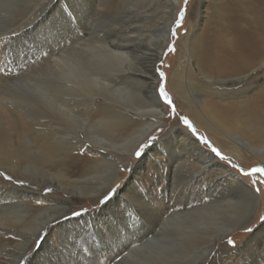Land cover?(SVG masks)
<instances>
[{
  "label": "bare ground",
  "instance_id": "1",
  "mask_svg": "<svg viewBox=\"0 0 264 264\" xmlns=\"http://www.w3.org/2000/svg\"><path fill=\"white\" fill-rule=\"evenodd\" d=\"M5 1L7 0H0V7ZM54 1L48 0L43 5L45 0H40L39 4L29 7L25 10V16L15 22L13 27L8 25L9 27L0 36V48L8 50L7 55L12 54V51L25 50L27 46H24V43L39 42L34 47L35 55L40 56L37 62L28 64L24 68L25 70L21 76L0 79V169L5 170L17 182L19 180L28 182L31 178L32 181H37L40 184L43 182L53 183L55 186L65 189L63 191L72 190L82 195H97L118 181V166L125 164L131 158L155 128L165 124L163 116L166 113V106L154 86L157 79L154 73V65L162 51V44L168 39L167 35L174 16L163 21V26L156 34L160 45L155 44V52L142 45L146 33L143 32L142 27L139 28L137 24L135 25L138 28L131 27L132 24L122 25L119 21L116 22V25L114 24L115 27L118 26L117 29L113 30L114 32L107 31L105 35H95L94 39L87 41L88 43L86 46L84 45L83 49L77 50L76 53H72L66 58L64 54L67 51H65L64 42H75L84 38L80 33L76 34L78 18L86 24L85 21L93 15L95 8L93 6L88 7V3L83 4L85 0H56V3ZM88 1L91 2L92 0ZM132 1L118 0V3L114 4L113 0H108V3L111 7L116 5L115 13L128 14L131 12L132 15H136L131 10ZM172 1L167 0V7L170 6V9ZM138 2L141 3L140 0ZM49 4H52V6L47 9ZM143 6L135 7V10L140 12L142 9L149 8L150 4H143ZM66 9L68 10L66 13L71 16L72 11H74L75 23L67 20L66 14H64ZM79 10V13L75 12ZM26 15L28 17L34 15V17L29 19L26 18ZM135 23L138 22L135 20ZM183 46L184 52L179 54L177 64L170 72L171 75L169 74L170 88L180 100L183 109L185 108L196 125L205 130L207 135L221 149L236 158H244L243 154H239V151L232 148V146L226 145L220 137L234 135L244 141L256 153L257 158L264 163V0H245L243 9H239V11L233 9L229 14L223 15L219 20L209 24L202 33L186 37ZM2 56H0V60ZM191 61L195 65L196 80L193 79L195 75L192 76L191 74ZM35 74L41 77H52V84L42 85V88H35L34 90L31 89V95H21L22 92L20 95L14 92L11 93L9 83L18 81V79L26 78L28 80L29 78L30 80V76L32 79L36 76ZM200 76L210 81L217 77L219 82L215 83V87H208L201 83ZM227 78L231 80L229 83L223 81ZM117 80L120 85L115 83ZM22 84H25V82ZM216 84L221 88L217 87ZM227 85H231L230 88L233 89H230ZM254 85H258V87L249 96L237 99L238 97L229 95L234 94V89L238 90L237 92H244ZM131 87H135L138 93L127 90ZM191 92H201L202 98L197 104H191ZM96 96H102L106 103L102 104L101 107L100 105L97 106L94 100ZM113 102L122 108L134 111L135 117L128 112L114 109V113H112L111 103ZM2 103L20 104L26 106V110L14 112L10 108L1 105ZM77 107H80V109L78 110ZM118 114L121 117L116 116ZM77 131L83 132L88 140L96 143L97 147L99 146L101 149L95 148V155H89L88 153L80 155L76 151L81 144L80 135ZM175 146L176 148H174ZM110 149L115 150L119 156L114 155L113 152L110 153L108 151ZM195 149L199 150L200 148L190 142L189 135L186 132L178 129L176 131L170 130L165 137L154 142L143 154L132 173L142 169L145 160L153 153V156L158 154L166 156L169 173L175 175V159L182 158L186 161L188 154H195ZM179 152H182L183 156ZM115 157L117 164L113 162ZM208 164L209 166H219L213 158L210 159ZM154 166H157V162H154ZM193 166L192 169L196 173H201L204 169L203 165L196 166L193 164ZM229 171L231 177L238 180L241 186L247 189L245 191L248 192L251 198L248 199L249 201H246L245 198L243 202L239 201L240 203L235 204L233 202V204H227L230 201L226 202L222 212L226 211L224 217L227 216V223L225 226L223 225V228L219 227L215 231H210L212 233L211 238L206 242V245H204L205 240L202 239L205 235V229H192L194 232H189L187 231L189 228L182 225L183 230L177 234L183 238L179 242L181 245L183 243L187 245L190 243H197V245L200 244L199 242L204 243L203 246H199L200 248L203 247V252L186 257L185 262L182 261L183 264H196V260L208 252L218 240H221L225 235L241 227L249 220L253 208V199L257 195L245 180L239 178L235 172ZM128 180L129 185L126 180L124 188L118 189L116 194L102 208L87 215L91 225H95L99 232L98 241L101 244L94 250L95 253L101 251V253L104 252V254L112 256L114 253L111 252H114L116 245L121 244L125 252L130 251L133 247H131V240L134 238H131L130 234L123 236L119 233L121 228H125L122 224H120V229L113 234L112 238L108 237L110 228L115 227L113 218L117 215L116 211L113 218L106 215L102 217L104 211L108 209L107 211L112 212L115 204L120 201H131L133 196L139 197L135 192L131 197L129 195V192L137 188L136 185L138 184L135 183L137 178L131 177ZM91 182H94V184L92 185ZM85 188L87 190H84ZM3 189L0 190V199L4 198L14 205L0 212V227L6 230L22 227L21 231L23 232L21 233L27 235V238L24 239V243H16L19 249H23L29 237L37 238L43 229H51L49 225L55 218L65 215L63 204L66 205L67 202L50 198L54 202L53 205L39 206V201L32 198L34 193L30 190H24L22 186L10 185ZM173 189H177V186L171 184L168 194ZM182 194L187 196L186 193ZM154 198L156 197L151 196L149 202H145L150 215H154L157 212L156 208H158L155 206ZM171 198L173 196L170 194L169 199ZM199 217L203 218L205 216ZM68 220H61L59 224H63ZM64 229L62 227L60 230L66 231ZM142 229L144 233H148L151 227L147 226V228ZM207 235L209 236V234ZM58 237L61 249L69 252L68 246L67 249L63 248L67 244L64 241L66 239L63 238V233H60ZM111 240L114 241L113 244H111ZM248 241L250 242V240ZM249 242H245V250L251 249L252 245L248 244ZM165 246L163 244L162 247ZM161 252V250L148 253L145 251L141 257L135 259L144 257L142 259V261L145 260L144 264H169L177 257L176 253L161 255ZM18 259L19 257L14 258L11 264H16ZM257 263L255 262V264Z\"/></svg>",
  "mask_w": 264,
  "mask_h": 264
},
{
  "label": "rangeland",
  "instance_id": "2",
  "mask_svg": "<svg viewBox=\"0 0 264 264\" xmlns=\"http://www.w3.org/2000/svg\"><path fill=\"white\" fill-rule=\"evenodd\" d=\"M47 1L48 0H45V3H43V5L46 4ZM140 2L141 3H139L138 0L132 1L131 10L134 11L136 14V15L134 14L132 15L131 12H129L128 14L115 13L116 5L114 4H117L118 0L116 1L113 0L114 8L111 7V5H109L108 0H92L91 2L85 0V3L83 4L88 3V7L93 6V8H95L94 9L95 11L92 13L93 15L90 16L85 21L86 24L84 22L82 23V19L78 18V24H77L78 30L76 31V34L80 33V35L84 36V38L82 40H77L75 42H69V41L64 42L65 43L64 48H66L65 51H67L64 54V56L65 57L69 56L72 53H76L77 50L83 49L84 45L86 46L87 43L89 42L88 40L94 39L95 35L97 36L102 34L105 35L107 31L108 32L110 31V33L114 32L113 30L117 29L118 27V26L115 27L114 24L116 25V22L119 21L122 23V25L132 24L131 27H135V28L137 26L139 28L142 27V29H144L143 32H146L143 39L144 41L142 40V45L144 47L146 46L147 48L149 47L151 50L155 52L156 45L158 44L160 45L158 35L156 36V34L163 26V21H166L168 17L174 16L173 23L167 35L168 39H166V41L162 44V51L160 53L157 62L154 65V73L156 74L157 77L154 86L159 94L160 99L166 106V113L163 116V120L165 124L163 126L155 128L147 137V139L141 144L143 145V147L142 148L139 147L136 150L141 152L140 156H136L135 155L136 151H135L131 156V158L127 162H125V164H121L119 166L117 165L118 166L117 171L119 177L118 181L115 184H113L111 187H108L103 192L97 195H86V194L82 195L81 193L78 194L77 192H74L72 190L63 191L65 189L57 187L53 183L43 182L40 184L37 181H32L31 178L29 179L28 182H25L23 180H19L17 182L16 180H13V177L8 175L5 170L0 169V173H2V175H0V190L10 185L22 186L24 190H30L34 193L32 198H36L37 201H39V206L47 205V204L53 205L54 202L50 198H56L64 202H67L66 205L63 204V206L65 207L64 209L65 215H61L59 218H55L53 222L49 225L51 229L49 228L43 229L39 233L37 238L29 237V240L25 242L23 249H19V247L16 245V243L17 244L24 243V239L27 238V235L21 233L23 232L21 231L22 227H18L19 229L11 228L7 230L1 229L2 227H0V264H11L14 258L16 259L18 257L19 259L16 264H58V263L59 264H67V263L68 264H87V263L88 264H117V263L134 264L135 262L138 261L139 262L137 264H144L145 260L142 261L144 257L142 259H135V258L141 257L145 251L146 253H148L150 251H159V250L162 251L161 255H165V253L177 254L175 260L170 261L169 264H183V262H185V259H187L188 257L203 252L202 250L203 247L202 248L200 247L203 246L204 243L199 242L200 244L198 245L197 243L196 244L190 243L188 245L183 243L184 245L183 244L181 245V243L179 242L181 241V239L183 240V238L179 237V235L177 234L183 230L182 225L187 226L189 228L187 231L189 232H194V230L205 229V235H203L202 239L205 240L204 245H206V242L211 238L212 233L210 231H215L219 227L223 228V225L225 226V224L227 223L226 221L227 216L224 217L226 211L222 212L223 210L222 208H224L226 202L230 201L227 204L229 203L235 204L238 203L239 201L243 202L245 198L246 201H249L248 199L251 198L248 192L245 191L247 189L244 186H241V183L238 180L233 179L231 177V175L229 174L230 172L229 170L235 172V174L239 178L245 180V182H247V184L253 190L255 195H257L256 198L253 197L254 198L252 204L253 208L251 210L249 220L241 227H238L234 231L225 235V237H223L221 240H218L215 243V245L211 249H209L208 252L203 254L204 256L201 255L200 258L196 260V264H255V262L257 263L258 261L259 262L257 264H264V220L260 219L262 216H264V173L252 171L253 168H258V167L264 168V163H262L257 158L256 153L252 151L244 141H242L238 137L236 138V136L234 135H232L231 137L230 136L229 137L220 136V137L221 140L224 141L226 145L230 147L232 146V148H235V150L239 151V154H243L244 158H240V157L236 158L230 153H227L226 151L221 149L219 145H217V143L209 135H207L205 130H203L201 127L196 125V123L189 117L187 111L185 110V108L183 109V107L180 104V100L174 94L173 90L170 88L169 85V78L171 75L170 72L176 66L179 54L181 52H184L183 42L186 39V37L195 36L198 35L199 33H202L206 29V27L209 26V24L219 20L223 15L229 14L231 11H233V9H237L238 11L239 9H243V7L245 6V0H187V4L184 3V0H173L171 3V9L170 6L167 7L168 4L167 0H140ZM39 3L40 0L5 1L2 4V7H0V36L2 33H4V30L6 31L7 27L9 26L13 27L15 22H17L21 17L25 16L26 9L33 6L34 4L37 5ZM54 3H56V0L54 1ZM142 3L150 4L149 8H146L144 10L142 9L143 12L142 11L137 12L135 10L136 8H138L139 6L144 7ZM51 6L52 4L47 5V9H49L48 7ZM181 9H184L182 20L180 19ZM70 11L72 10L70 9ZM66 12H68L67 9L64 13L66 14L65 16L67 20L71 21V23H75L74 15H73L74 11H72V16ZM75 12L79 13L80 10ZM96 16L99 18H97ZM27 17L28 16L26 15V18ZM33 17L34 15L28 18L32 19ZM134 19L138 23H135ZM135 24H137V26ZM37 44H39V42L24 43V46H27L25 47L27 51L26 49L25 50L22 49L17 52L12 51V54L10 53L9 55H7L8 50L6 51L0 48V56H2V53L4 51L3 56L0 60V79L17 78L21 76L22 72H24L25 70L24 68L27 67L28 64H33L37 62L40 59V56L35 55L36 53H35L34 45ZM191 62L193 63V61ZM192 63L190 66L191 74L192 76L195 75L193 76L194 77L193 79L196 80L197 75H196L195 65L194 63L193 64ZM160 73H163V76H161ZM200 78L202 79L201 83L207 85L208 87H215L214 86L215 83L219 82L217 77H216L217 79L213 78L211 79V81L209 79L208 80H205V78L203 79L202 76H200ZM26 80H27L26 78L18 79V81H13L12 83H9L11 85L10 87L11 93L14 92L20 95V93L22 92L21 95H28V94L31 95L30 93H32V90H34L35 88H42L43 86H46V84L47 85L52 84L53 79L50 76L41 77L39 75H36L32 79L30 76V80L28 78L27 81L29 83ZM34 80H36L35 81L36 83L34 82ZM223 81H226L225 83H229V81L231 80L227 78ZM24 82L25 84H22ZM220 82L222 83L221 80ZM115 83L119 84L118 80L115 81ZM161 84L164 85V89L168 93V96L171 98L172 104H169L168 101L163 96L160 95L159 88ZM230 86L231 85H227V87L229 88ZM217 87L219 86L217 85ZM244 87H246V85H244ZM257 87L258 85L251 86L249 90L247 89L244 91L245 93L243 91L237 92L238 90L236 91V89H234L236 93L234 92V94L231 93L229 95H232L236 98L238 97L237 99H240L241 97L243 98L253 94V92L257 89ZM127 90L134 93H138L135 87H131V89H127ZM190 94H191L190 95L191 104H197L202 98L201 92L199 93L191 92ZM94 100L96 101L95 104L97 106L100 105V107L102 104L106 103V100L102 96H96L94 97ZM1 105L10 108L14 112L15 111L23 112L26 110V106L16 103H6V104L2 103ZM111 107H112V113H114L113 111L114 109L116 111L128 112L133 117H135L134 111H132L131 109L122 108L117 103L114 102L111 103ZM77 109L79 110L80 107H77ZM81 111H83V109H81ZM116 116L121 117L119 114ZM185 117L191 122L192 127H189L187 124L184 123ZM176 129L186 132L189 135L190 142L193 143L195 146L198 145V147L201 150L195 149V154L193 155L188 154V158H187L188 161L187 159L185 161L182 158H178V160L176 158L175 175L169 173L168 163L166 160L167 157L159 154L153 156L152 155L153 153L151 154V156L149 155V157L145 160L142 169H139L135 173H132V171L135 168V165L139 162L143 154L153 145V143L165 137L166 134H168V131L170 130L176 131ZM193 129H195V131H193ZM77 132L80 135L79 137L81 140V144L76 151L80 155H84L86 153H88L89 155L90 154L95 155L94 152L95 148L97 149L99 148V146L97 147L96 143H93L92 141L88 140L85 137V135H83L84 134L83 132L80 131ZM174 148H176V146ZM213 148L218 149L224 158L217 156L212 151ZM108 151L110 153L113 152L114 155L119 156V154L115 152V150L110 149ZM181 153L182 152H179V154L183 156V153L182 154ZM212 158L217 163V165L219 164V166H209L208 163ZM199 159H201L202 161H200ZM116 160L117 159L115 157L113 159V162L117 164ZM159 161L160 163H158ZM154 162H157L156 167L154 166ZM193 164L196 166L203 165L202 166L204 167L203 171L201 173H196L195 171H193L194 170L192 169L194 168ZM245 173H247V175H245ZM7 177H11V179L9 180L7 179ZM131 177L137 178V180H135V183L138 185H136L137 188L132 190L133 193L132 191L129 192V195L131 197L135 192L137 195H139L140 198L137 196H133V198H131V201L130 200H126L123 202L120 201L118 204H115L112 212L110 210L107 211L108 209L106 210L107 212L104 211L105 213L102 214V217L106 215L113 218L114 212L116 211L117 215L113 218L115 227L110 228V232H109L110 234L108 235V237L112 238L113 234L120 229L121 227L120 224H122L125 226V228L124 229L121 228L120 229L121 231H119V233L123 236L125 234L126 235L130 234L129 236H131V238H134L131 240V247L132 246L133 247L131 248L130 251L125 252V249L120 244L118 246L117 245L115 246L114 252H111L114 253V255L112 256H109L106 253L105 255L104 252L101 253V251L98 252L96 251L97 253L96 254L94 250H96L98 245L101 244V242L98 241L99 232L96 229L95 225L94 226L91 225L87 215L93 211H96L97 209L102 208V206L108 201L107 200L104 203L100 202L101 200H103L104 196L107 195L113 188H116L117 190L123 189L126 180L128 183L129 181L128 179H130ZM91 183L92 185L94 184V182ZM171 184L175 185V187L177 186V189H173L174 191L173 190L170 191V194L171 196H173V198L169 199L170 194H168L169 193L168 190ZM256 189H259V192H257ZM84 190H87V188H85ZM181 192L186 193L187 196H183ZM149 196L156 197L154 198V201H155V206L158 208H156L157 212L154 215H150V213L147 211L148 206L145 204V202L147 203L149 202V198H150ZM12 205L14 204H10V202L6 201L4 198L0 199V212L7 208H10V206ZM73 212H80L81 214L79 216H73L72 215ZM199 216H205V217L200 218ZM224 218H225V222H224ZM66 219L69 220L67 222L64 221L65 223L63 224H59L61 220H66ZM66 223H68L69 225ZM147 226L151 227V229L148 233L147 232L144 233V230L142 228L144 227L147 228ZM62 227L65 228L64 230L66 231L63 230L61 231L60 229ZM247 228L252 229V231L250 232L246 231L245 229ZM256 232L258 233L255 234ZM16 233L19 234L17 235ZM60 233L61 234L63 233V238L66 239L64 241H66L67 243L63 248L67 249L68 246L69 252L61 249V243L58 237ZM207 234H209V236ZM196 235L198 236L199 234ZM1 239L3 240L1 241ZM229 239L233 240L235 244L234 245L229 244L228 243ZM248 240H250V242ZM110 242L111 244H113L114 241L111 240ZM245 242L246 243L249 242L248 244L252 245L251 249L248 250L244 249L246 244ZM163 244L164 246L165 245L166 246L162 247ZM182 256L184 257L182 258Z\"/></svg>",
  "mask_w": 264,
  "mask_h": 264
},
{
  "label": "snow or ice",
  "instance_id": "3",
  "mask_svg": "<svg viewBox=\"0 0 264 264\" xmlns=\"http://www.w3.org/2000/svg\"><path fill=\"white\" fill-rule=\"evenodd\" d=\"M184 3L187 4V0H184ZM183 12H184V9H181V16H180V19L181 20L183 19ZM178 23H179V21H178ZM160 75L163 76V73H160ZM159 92H160V95L163 96L168 101L169 104H172V100L168 96V93L165 91L163 84H161V86L159 88ZM184 123L187 124L189 127H192L191 122L186 117L184 118ZM193 131H195V129H193ZM202 139H204V138H202ZM205 142H207V141H205ZM140 147L142 148L143 145H141ZM212 151L217 156H220L221 158H224L222 156L221 152L218 149L213 148ZM135 155L136 156H140L141 155V152L140 151H136ZM241 171H243V170H241ZM252 171L253 172L264 173V168H259V167L258 168H253ZM0 175H2V173H0ZM245 175H247V173H245ZM7 179L10 180L11 177H7ZM116 191H117V189L116 188H113L107 195L104 196L103 200H101L100 202L101 203H104L105 201L109 200L111 196H113L114 194H116ZM256 191L259 192V189H256ZM80 214H81L80 212H73L72 213L73 216H79ZM260 219L261 220H264V216H262ZM245 230L246 231H249V232L252 231V229H250V228H247ZM228 243L229 244H233V245L235 244V242L233 240H231V239H229Z\"/></svg>",
  "mask_w": 264,
  "mask_h": 264
}]
</instances>
